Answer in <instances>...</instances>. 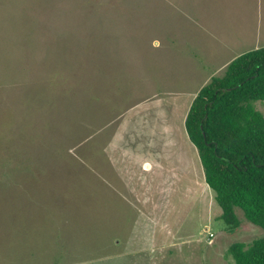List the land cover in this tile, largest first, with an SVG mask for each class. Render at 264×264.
<instances>
[{"label": "rangeland", "instance_id": "rangeland-1", "mask_svg": "<svg viewBox=\"0 0 264 264\" xmlns=\"http://www.w3.org/2000/svg\"><path fill=\"white\" fill-rule=\"evenodd\" d=\"M261 47L264 0H0V264H234L264 230L220 220L185 121Z\"/></svg>", "mask_w": 264, "mask_h": 264}, {"label": "trees", "instance_id": "trees-1", "mask_svg": "<svg viewBox=\"0 0 264 264\" xmlns=\"http://www.w3.org/2000/svg\"><path fill=\"white\" fill-rule=\"evenodd\" d=\"M254 101H264V47L240 55L202 87L185 121L220 220L231 229L241 225L239 209L264 230V116ZM228 253L234 264H264V236L234 243Z\"/></svg>", "mask_w": 264, "mask_h": 264}, {"label": "water", "instance_id": "water-1", "mask_svg": "<svg viewBox=\"0 0 264 264\" xmlns=\"http://www.w3.org/2000/svg\"><path fill=\"white\" fill-rule=\"evenodd\" d=\"M228 90H230V89H228Z\"/></svg>", "mask_w": 264, "mask_h": 264}]
</instances>
